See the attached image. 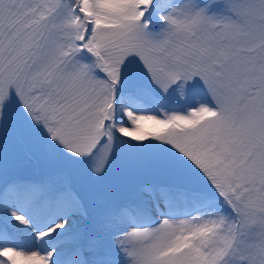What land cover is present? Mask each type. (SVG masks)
Wrapping results in <instances>:
<instances>
[{
    "label": "snow or ice",
    "instance_id": "snow-or-ice-1",
    "mask_svg": "<svg viewBox=\"0 0 264 264\" xmlns=\"http://www.w3.org/2000/svg\"><path fill=\"white\" fill-rule=\"evenodd\" d=\"M0 264H264V0H0Z\"/></svg>",
    "mask_w": 264,
    "mask_h": 264
}]
</instances>
